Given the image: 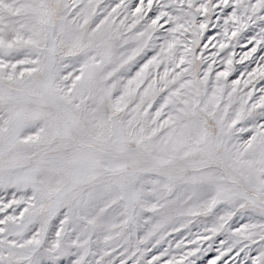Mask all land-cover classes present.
Here are the masks:
<instances>
[{
	"label": "snow or ice",
	"instance_id": "obj_1",
	"mask_svg": "<svg viewBox=\"0 0 264 264\" xmlns=\"http://www.w3.org/2000/svg\"><path fill=\"white\" fill-rule=\"evenodd\" d=\"M0 264H264V0H0Z\"/></svg>",
	"mask_w": 264,
	"mask_h": 264
}]
</instances>
